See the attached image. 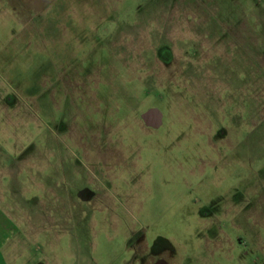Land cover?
Instances as JSON below:
<instances>
[{"label": "rangeland", "instance_id": "1", "mask_svg": "<svg viewBox=\"0 0 264 264\" xmlns=\"http://www.w3.org/2000/svg\"><path fill=\"white\" fill-rule=\"evenodd\" d=\"M0 264H264V0H0Z\"/></svg>", "mask_w": 264, "mask_h": 264}, {"label": "water", "instance_id": "2", "mask_svg": "<svg viewBox=\"0 0 264 264\" xmlns=\"http://www.w3.org/2000/svg\"><path fill=\"white\" fill-rule=\"evenodd\" d=\"M162 57V55H161ZM144 125L151 129H158L161 125V115L155 110L151 109L141 116Z\"/></svg>", "mask_w": 264, "mask_h": 264}, {"label": "flooded vegetation", "instance_id": "3", "mask_svg": "<svg viewBox=\"0 0 264 264\" xmlns=\"http://www.w3.org/2000/svg\"><path fill=\"white\" fill-rule=\"evenodd\" d=\"M169 62V61H168Z\"/></svg>", "mask_w": 264, "mask_h": 264}]
</instances>
